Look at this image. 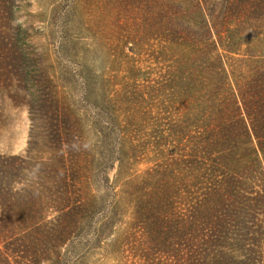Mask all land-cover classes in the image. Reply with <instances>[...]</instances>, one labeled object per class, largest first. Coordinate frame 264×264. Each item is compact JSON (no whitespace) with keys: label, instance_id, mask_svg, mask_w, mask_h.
<instances>
[{"label":"rangeland","instance_id":"rangeland-1","mask_svg":"<svg viewBox=\"0 0 264 264\" xmlns=\"http://www.w3.org/2000/svg\"><path fill=\"white\" fill-rule=\"evenodd\" d=\"M205 2V18L221 17ZM144 8L137 16L115 0H0V156L24 158L30 142L54 146L39 141L54 106L43 102L48 94L72 116L82 149L102 156L91 192L119 213L101 241L63 250L64 264H184L191 251L209 254L198 242L210 234L201 205L234 176L200 149L217 131V113L233 108L243 56L216 48L209 61L206 41L168 28L175 12ZM241 180L251 199L262 198L245 217H228L227 235L209 248L229 264H264L253 236L264 232V181Z\"/></svg>","mask_w":264,"mask_h":264},{"label":"trees","instance_id":"trees-1","mask_svg":"<svg viewBox=\"0 0 264 264\" xmlns=\"http://www.w3.org/2000/svg\"><path fill=\"white\" fill-rule=\"evenodd\" d=\"M115 1L137 16L139 10L145 15V6L159 8L161 15L168 10L175 12L176 16L167 22L168 28L176 35L206 41L209 61L216 48L243 56L238 61L233 108L230 110L225 104L217 113L212 128L217 131L200 149L234 176L226 179L222 191H214L201 205L199 222L210 234L207 239L198 238V242L209 249V254L191 251L190 258L184 261V264H229L228 258L213 254L209 243H215V237L220 241L227 235L228 217H245L262 198L258 195L251 199L241 179L264 181V39L261 40L264 0H214L221 14L215 18L203 16L205 0H171L166 5L163 0ZM179 14L194 16L184 21L177 18ZM49 99L44 94L43 102L54 106L46 114L47 134L39 141L54 146L38 148L30 142L24 158L0 156V264H64L63 250L81 253L87 244L107 237L111 224L119 217L117 211L107 209V196H94L91 192L95 167L102 156L82 149L74 133L72 116L58 101ZM33 153L35 159L31 157ZM47 153L52 156L48 162ZM32 160L35 172L24 177L23 170ZM245 163L253 164L255 170L242 167ZM236 164L240 166L238 169ZM49 209H54L53 213ZM164 225L161 223L158 229ZM153 231L157 228L145 227V232ZM253 236L256 246L264 251V232L257 230ZM74 244L79 245L73 252ZM156 248L163 254L170 252L164 243Z\"/></svg>","mask_w":264,"mask_h":264}]
</instances>
